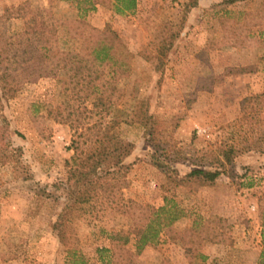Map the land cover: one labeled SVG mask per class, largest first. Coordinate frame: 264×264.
Returning a JSON list of instances; mask_svg holds the SVG:
<instances>
[{"label": "rangeland", "instance_id": "rangeland-1", "mask_svg": "<svg viewBox=\"0 0 264 264\" xmlns=\"http://www.w3.org/2000/svg\"><path fill=\"white\" fill-rule=\"evenodd\" d=\"M77 1L0 0V36L24 31L27 3L50 12L60 48L80 49L75 30L81 21L99 30L109 26L122 39L114 55L129 72L117 81L122 98L110 118L119 122L118 135L134 146L124 161L129 166L121 192L125 203L158 208L168 195L140 125L145 109L158 121L161 141L186 156L171 165L180 175L196 168L212 171L221 149L235 151L227 172L212 185L176 190L186 216L175 229H185L195 218L220 217L224 223L214 227L224 226L222 242L205 241L192 252L161 236L136 264H264L262 0L230 6L224 0H198L188 13L184 0H137L128 16L112 11L115 0H93L94 9L86 11L89 5ZM170 39L160 66L157 48ZM46 67L22 80L12 94L0 82V264H110L109 253L101 249L110 248V232L132 237L128 216L107 210L75 219L71 253L52 229L63 198L55 202L50 195H62L56 187L73 165V133L47 114L61 105L64 94L63 73Z\"/></svg>", "mask_w": 264, "mask_h": 264}, {"label": "trees", "instance_id": "trees-1", "mask_svg": "<svg viewBox=\"0 0 264 264\" xmlns=\"http://www.w3.org/2000/svg\"><path fill=\"white\" fill-rule=\"evenodd\" d=\"M62 1L80 4L77 0ZM242 1L245 0H224L222 4L230 6ZM83 2L85 6L89 5L85 11L94 9L93 0ZM197 4L198 0H184V12L188 13ZM23 7L24 18L29 16L24 31L9 38L0 36V82L6 93L12 94L22 80L45 70L46 65L54 72L63 73L61 92L64 101L47 114L67 125L73 133L69 146L73 151V165L69 167L66 180L56 187V192L62 195H50L55 202L63 198L52 229L67 252L73 250V221L96 217L107 210L128 216L132 230V237L119 232L107 234L110 248L101 251L109 253L110 264H136L142 251L157 245L161 236L192 252L202 242H222L224 226L214 227V224L224 223L220 217L211 220L195 218L185 229H175V224L186 216L179 207L176 190L186 187L193 191L212 185L232 164L234 149H221V158H216L217 168L212 171L196 168L180 175L171 165L185 161L186 156L161 141L159 123L145 109L141 113L140 125L144 128L147 144L154 151L152 165L165 176L168 195L163 197L164 204L158 208L131 201L125 203L121 192L128 185L126 173L129 166L124 161L134 146L118 135L119 122L110 118L122 98L117 81L129 72L128 66L114 55L124 42L109 26L99 30L81 21L75 30L76 36L82 39L80 49L60 48L57 46L58 27L50 12L42 8L32 9L27 3ZM136 9L137 0H115L112 4V11L119 16L132 15ZM171 39L157 48L160 66L172 45Z\"/></svg>", "mask_w": 264, "mask_h": 264}]
</instances>
